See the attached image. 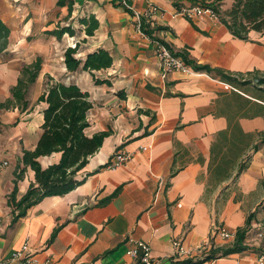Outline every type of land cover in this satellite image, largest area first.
Masks as SVG:
<instances>
[{"label":"crops","instance_id":"1","mask_svg":"<svg viewBox=\"0 0 264 264\" xmlns=\"http://www.w3.org/2000/svg\"><path fill=\"white\" fill-rule=\"evenodd\" d=\"M73 1L71 15L58 0L0 1V17L11 29L10 46L0 55V103L11 96L21 68L38 56L44 59L28 94L29 110H0V163L8 162L0 168V264H26L13 258L26 243L28 254L41 264H132L129 239L148 243L160 264L202 258L200 247L209 239L212 246L206 251L231 245L234 239L211 238L213 226L236 232L264 201V145L253 149L264 132L260 85H231L193 69L171 70L164 78L155 41H164L174 52L186 50L199 65L254 79L264 76V33L251 32L246 41L208 13L176 15L193 6V0H152L161 11L151 17L148 0ZM90 15L100 23L93 36L79 23ZM138 18L157 28V40L138 29ZM68 24L77 31L74 36L45 33ZM77 44V58L83 62L104 49L112 66L69 72L65 52ZM49 77L89 94L88 136L110 135L81 172V186L64 196L46 197L14 222L9 196L18 166L24 167L23 152L35 150L42 135L46 105L38 99ZM236 124L249 138L233 134L244 150L231 177L213 187L212 145L220 132L229 131L231 146ZM119 150L132 159L119 168L108 167ZM248 156V168L234 180ZM59 159L60 154H53L40 162L47 167ZM33 182L35 173L27 168L18 183V199ZM177 241L191 254L177 256ZM255 257L246 249L200 264H258Z\"/></svg>","mask_w":264,"mask_h":264},{"label":"trees","instance_id":"2","mask_svg":"<svg viewBox=\"0 0 264 264\" xmlns=\"http://www.w3.org/2000/svg\"><path fill=\"white\" fill-rule=\"evenodd\" d=\"M1 1V0H0ZM193 6H202L211 9L217 18L230 30L237 38L250 40L251 32L264 33V0H193ZM230 3H229V2ZM229 3L225 8L224 5ZM58 6H67L71 15L73 11V0H58ZM79 23L84 27L87 36H93L99 28L100 23L94 15L79 19ZM157 28H151L150 24L141 20V30L152 39H156L153 33ZM76 29L72 24L58 26L57 29L45 32L48 35L61 38L65 34L74 36ZM11 29L0 17V55L6 53L10 46ZM160 41V40H157ZM164 43L175 56L180 57L193 70L206 72L212 76L219 77L231 85H260V100L264 96V76L254 79H247L244 76H235L220 69H214L208 65H199L189 58L186 50L174 52L171 47ZM78 44L69 47L65 52V64L69 72L73 73L81 68L86 71H99L112 66L113 59L110 53L104 49H99L87 56L85 62L77 58ZM44 59L38 56L32 63L24 65L20 70V77L17 84L11 89V96L0 103V110L19 109L21 112L28 111L30 102L28 94L42 70ZM99 82V81H98ZM38 103L45 104L43 110L44 123L42 125V135L35 150H25L21 158L23 168L18 166L16 173V187L9 196V206L12 209L13 221L27 215L29 209L40 203L46 197L64 196L79 186L85 178L80 174L87 166L89 159L102 147L109 132H100L93 136H88L87 128L90 126L88 114L93 108V103L87 92L82 91L76 84H64L53 82L48 78L47 87L38 99ZM33 109V108H31ZM264 113V106L260 104V115ZM4 125L0 122V131ZM229 131L220 132L211 149L210 173L212 175V186H217L221 181L230 178L234 172V166L241 155L244 147L241 148L240 141L233 134L237 133L238 138H249L236 124L232 130L233 141L228 146ZM148 134V131L145 132ZM263 138L260 144L253 147L258 151L264 145V132L260 133ZM53 154H60L58 162L44 167L40 158L49 157ZM251 156L245 162H241L236 180L240 174L248 168ZM27 168H31L35 173V182L31 183L24 196L18 199V183L22 179ZM210 184V185H211ZM121 188L103 203H107L114 198ZM255 213L247 219L245 227L238 228L234 242L229 246L211 248L205 251L202 258L179 260L175 264H200L217 257H226L230 254L242 252L247 248L244 242L247 239L248 230Z\"/></svg>","mask_w":264,"mask_h":264},{"label":"built area","instance_id":"3","mask_svg":"<svg viewBox=\"0 0 264 264\" xmlns=\"http://www.w3.org/2000/svg\"><path fill=\"white\" fill-rule=\"evenodd\" d=\"M148 1V16L151 17L153 14L161 11L160 7L154 4L152 0ZM201 13H208L212 18L217 19V15L211 9H207L202 6L182 7L176 12V15L193 18ZM137 27L141 31V20L139 18L137 20ZM155 44L158 56L161 59L164 78L171 70H178L184 73H190L192 71V68L188 66L182 58L175 56V54H173L164 43L161 41H155ZM75 46L76 45H74V47ZM131 159L132 154L124 150H119L108 163V167L119 168L127 164ZM6 165H8V162L0 163V168ZM255 218L256 219L252 221L248 230V236L244 246L253 251L258 264H264V201L259 204L257 210L255 211ZM235 235L236 232H232L222 225L215 224L212 229L211 238L220 237L223 240L229 241L235 239ZM129 242L132 246L127 250V255L132 257V264H160V262L154 258L152 248L148 243L135 239H129ZM174 246L177 250V256L179 257L191 254V251L186 249L180 241L175 242ZM210 246H212L211 239L204 243L200 249L204 252L207 250V247ZM28 252L29 245L26 243L20 250L13 254V258L22 260L26 264H41L34 257L30 256ZM44 264H51V261H47Z\"/></svg>","mask_w":264,"mask_h":264},{"label":"rangeland","instance_id":"4","mask_svg":"<svg viewBox=\"0 0 264 264\" xmlns=\"http://www.w3.org/2000/svg\"><path fill=\"white\" fill-rule=\"evenodd\" d=\"M229 2V1H228ZM230 3V2H229ZM229 3H227L226 5H224L225 6V8H227L228 6H229Z\"/></svg>","mask_w":264,"mask_h":264}]
</instances>
